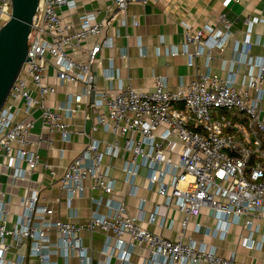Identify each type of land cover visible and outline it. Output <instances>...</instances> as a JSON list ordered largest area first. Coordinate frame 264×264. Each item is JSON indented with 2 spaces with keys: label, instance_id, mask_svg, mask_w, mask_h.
Listing matches in <instances>:
<instances>
[{
  "label": "built area",
  "instance_id": "obj_1",
  "mask_svg": "<svg viewBox=\"0 0 264 264\" xmlns=\"http://www.w3.org/2000/svg\"><path fill=\"white\" fill-rule=\"evenodd\" d=\"M110 1L104 17L98 18L97 10L84 11L75 25L65 14L77 7L76 0H39L28 36V60L22 64L0 108V175L6 174L15 184L28 180L41 166L54 178L55 168L41 161L31 148L29 135L35 123L31 116L39 111L44 127L68 141L71 130L67 120L78 110L74 104L97 93L93 105L104 111L94 116L91 131L100 128L113 140L101 150L99 141L90 137L57 182L67 195L68 207L74 197L83 195L87 180L88 190L104 194L105 201L90 197L89 218L76 223L53 219V207L48 200L40 202L37 189L18 197L13 208L9 207L7 192L0 189V264H58V256H74L78 264H95L92 247L84 243L81 234L96 231L115 241L113 246L104 244L102 253L107 259L96 264H109L112 255L123 264H131L130 250L135 246L148 250L144 264H264V59L248 54L252 25L262 19L248 20L243 43L246 51L242 58L234 57L231 67L225 69L226 77L196 72L188 84L171 90L165 76L155 75L153 89L141 91L122 83L109 64L104 73L106 80L119 83L113 89L98 90L92 66L100 61V50L112 47L113 40L106 37L94 42L85 50L83 59L75 58L70 51H82L88 37H98L118 16L120 24L126 26L127 7L133 0ZM140 1L145 4L158 0ZM231 1L225 0L223 5L227 7ZM10 16L11 0H0V29ZM217 23L222 30L209 26L192 30L183 24L186 31L181 52L189 65L196 57L204 56L208 67L211 51H221L231 38L232 24L224 10L218 13ZM131 24L138 22L132 18ZM255 43L264 45V38ZM238 45L234 47L235 56L240 52ZM177 53L175 48L165 47L164 54ZM49 58L58 82L81 85L80 92L67 94L57 108L45 104V99L56 93V86L44 81ZM234 63L244 66L243 70H234ZM29 82L36 94L31 92ZM18 100L23 101L26 114L21 119L17 118ZM123 154L127 155L122 167L123 183L134 186L138 170L143 168L148 182L156 185L163 199V203L155 205L148 221L155 223L161 210L171 206L184 215L175 238L142 227L138 217L128 212L123 196L113 198L114 183L108 176L112 165L104 158ZM128 193L135 195L134 187ZM101 206L106 209L103 214L98 212ZM202 207L209 208L215 216L217 223L207 232L212 236L225 238L230 225L242 224L247 234L240 236L241 244L246 250L261 253L260 263L240 261L234 252L224 256L214 245L197 243L188 235L190 219L198 216ZM161 221L165 223L164 216ZM199 229L196 224L192 231ZM51 232L56 240H52Z\"/></svg>",
  "mask_w": 264,
  "mask_h": 264
},
{
  "label": "crops",
  "instance_id": "obj_2",
  "mask_svg": "<svg viewBox=\"0 0 264 264\" xmlns=\"http://www.w3.org/2000/svg\"><path fill=\"white\" fill-rule=\"evenodd\" d=\"M225 0H158L155 2L141 3L140 0H133L127 7L126 26L120 24V16L112 19L107 24L102 33L97 37H88L84 43L82 51H70L72 56L77 59L85 58L86 51L94 42L111 38L112 47H104L98 53L100 58L92 66L95 77V85L98 90L113 89L119 81H108L105 78V70L109 64H112L114 70L118 72L119 80L124 84H130L133 88L141 91H150L154 86V76H165L168 82V88L174 90L188 84L196 72L218 73L221 77H226L228 72L226 68L231 67V63L236 58L244 56V40L247 35L248 20L254 18L262 19L252 25L249 33L250 47L248 54L254 58L264 59V45L254 44L258 38H264V0H232L227 7L223 5ZM77 7L67 12L68 20L75 25L78 24V15L84 11H99L98 18L105 15L106 9L110 6V0H76ZM225 11L228 19L231 21V38L227 41L224 48L211 51V59L208 67L205 66L206 59L204 56H198L194 64L189 65L187 57L182 54L184 36L186 29L183 24L190 25L192 30L200 29L203 26L215 27L222 30V26L217 23L218 13ZM63 12H66L64 10ZM134 18L138 24H131ZM127 33V35H126ZM239 44L240 52L235 56L234 47ZM165 47L175 48L176 55L164 54ZM126 53V57L123 54ZM49 65L44 76L47 84L56 86V93L45 99V104L57 108L66 99L67 94L80 92V84L60 83L55 78V71L52 60L49 58ZM244 66L237 63L233 64V69L240 72ZM28 86L33 94L36 89L32 83ZM264 91V80L262 83ZM98 97L97 93L91 94L79 104H74L78 108L77 112L68 118L69 128L71 130L68 141H62L57 131H48L40 120V112L35 111L31 116L34 118V127L29 135L32 141V149L37 151L39 158L43 162L51 164L56 170V176L50 177L40 166L28 180H18L15 184L10 183V178L6 174L0 175V189L7 192L10 197L9 207L13 208L18 197L29 192L30 189H37L41 198V203L49 201L54 209L53 219L64 221H73L84 223L91 214L92 204L90 197L100 198L105 201V195L98 191L90 192L88 186L90 182L85 181V191L82 196L74 197L71 205H67V195L59 188L58 177L69 165L72 159L85 147L90 137L99 141V148L103 150L107 142L113 140V136L98 128L91 131V124L94 116L104 108H96L93 104ZM18 106L17 118L25 117L23 101H16ZM262 118L264 121V97L261 104ZM77 131H83L85 134H78ZM122 139V138H121ZM127 155L123 154L117 158H104V162H109L112 167L108 169V176L113 179L114 195L113 198L123 196L127 205L128 212L138 217L142 227L149 231L159 233L167 238H175L177 235L179 222L184 215L175 207L169 209L163 208L161 216L155 223L148 221L152 211L157 204L163 203V199L157 194L156 185L148 182L145 169L138 170V177L132 187L126 186L123 181L125 174L123 172L124 161ZM135 189V195L128 192ZM142 200V204H139ZM100 214L106 212L105 207L98 209ZM162 216L165 223L162 224ZM214 214L209 208L202 207L200 214L190 219L188 225V235L197 242L206 245H214L218 252L224 256L235 253L236 258L240 261H252L260 263L261 253L249 251L243 248L240 236L247 234L246 228L242 224H232L229 226V232L225 238L212 236L208 234L209 228L216 225ZM198 224L200 229L192 231L193 227ZM82 239L84 243H90L92 247L91 257L93 263H103L107 256L102 253L104 244H115L114 239L107 238L103 232L94 233L83 232ZM52 240L56 236L51 232ZM240 240V241H239ZM62 253V251H60ZM148 250L143 246H135L130 250L129 261L131 264H144ZM58 264H78L74 256L63 259L55 257ZM109 264H123L116 256L109 258Z\"/></svg>",
  "mask_w": 264,
  "mask_h": 264
},
{
  "label": "water",
  "instance_id": "obj_3",
  "mask_svg": "<svg viewBox=\"0 0 264 264\" xmlns=\"http://www.w3.org/2000/svg\"><path fill=\"white\" fill-rule=\"evenodd\" d=\"M39 0H11L10 19L0 29V108L22 64L28 60V36Z\"/></svg>",
  "mask_w": 264,
  "mask_h": 264
},
{
  "label": "rangeland",
  "instance_id": "obj_4",
  "mask_svg": "<svg viewBox=\"0 0 264 264\" xmlns=\"http://www.w3.org/2000/svg\"><path fill=\"white\" fill-rule=\"evenodd\" d=\"M249 169L246 170L245 175L248 177Z\"/></svg>",
  "mask_w": 264,
  "mask_h": 264
},
{
  "label": "trees",
  "instance_id": "obj_5",
  "mask_svg": "<svg viewBox=\"0 0 264 264\" xmlns=\"http://www.w3.org/2000/svg\"><path fill=\"white\" fill-rule=\"evenodd\" d=\"M263 142H264V140H263Z\"/></svg>",
  "mask_w": 264,
  "mask_h": 264
}]
</instances>
